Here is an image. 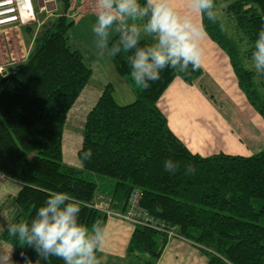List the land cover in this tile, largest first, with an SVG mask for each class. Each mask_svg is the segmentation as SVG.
I'll list each match as a JSON object with an SVG mask.
<instances>
[{
    "label": "trees",
    "instance_id": "16d2710c",
    "mask_svg": "<svg viewBox=\"0 0 264 264\" xmlns=\"http://www.w3.org/2000/svg\"><path fill=\"white\" fill-rule=\"evenodd\" d=\"M57 2L59 15L38 31L25 60L5 75L0 73V173L21 183L12 221L30 220L48 191L55 190L79 201L80 222L104 225L107 212L123 213L131 191L138 189L140 206L160 229L135 225L125 264H155L170 240L167 231L196 245L206 264H264V150L249 157L193 154L172 133L157 106L175 78L191 84L202 74L201 68L193 72L190 66L182 74L165 69L144 90L130 78L127 53L109 56L118 77L132 86L134 101L118 104L113 86L107 84L86 115L77 151L79 167L64 163L66 116L92 70L68 45L73 21L66 13L71 0ZM214 4L216 12L222 5L236 33L252 46L264 17V0ZM203 24L208 38L227 54L239 89L264 119V77L257 86L255 74L237 59L238 41L225 33L218 18L215 22L204 18ZM89 149L91 159L80 167L83 152ZM167 159L180 165L175 173L165 170ZM188 164L194 168L185 175ZM96 194L109 198L107 211L95 208ZM0 240L13 248L17 264H23L22 252L36 259L31 248L7 232ZM51 264L63 261L52 258Z\"/></svg>",
    "mask_w": 264,
    "mask_h": 264
},
{
    "label": "clouds",
    "instance_id": "9594fccd",
    "mask_svg": "<svg viewBox=\"0 0 264 264\" xmlns=\"http://www.w3.org/2000/svg\"><path fill=\"white\" fill-rule=\"evenodd\" d=\"M184 10L174 0H95V21L91 25L94 45L100 56L127 53L130 78L140 89L159 80L165 69L178 73L195 72L201 67L200 40L206 36L204 18L215 22L214 0H183ZM250 49V67L264 77V17L256 29ZM84 151L80 167L91 159ZM165 170L175 173L180 165L165 160ZM193 165L184 171L189 175ZM79 201L65 191L49 190L47 198L30 220L0 222V233L22 242L36 253L33 261L23 252V264H100L97 253L106 239V227L96 221L80 222ZM13 248L0 249V264H17Z\"/></svg>",
    "mask_w": 264,
    "mask_h": 264
},
{
    "label": "crops",
    "instance_id": "0c3cea01",
    "mask_svg": "<svg viewBox=\"0 0 264 264\" xmlns=\"http://www.w3.org/2000/svg\"><path fill=\"white\" fill-rule=\"evenodd\" d=\"M32 2L36 22L20 27H5L0 31V33H2L0 36L2 42V47L0 48L1 56L5 58L10 56L9 58L12 60H14V58L17 59L20 56V52L23 56L26 51L24 42L29 41L32 46L33 39L38 31L44 26H47L52 18L59 15L57 14V10L56 13L53 14L40 13L39 4L35 2V0H32ZM56 2L55 0V3H51L49 6L53 7V5H55L56 9H58V4H56ZM174 7L183 11V0H174ZM88 9L94 10L95 13V0H71L70 8L66 16L68 18L71 14L77 16L79 23L75 25L77 26L84 21L85 27L92 33L91 25L93 21L87 18ZM27 28L31 29L32 32L28 33ZM8 30H13L12 37L6 36L2 38V35H5V31ZM25 36L27 40H24ZM12 43H14L16 47V57L11 56ZM199 44L202 49L200 67L202 69V74L191 84H186L181 79L175 78L157 103L158 108L167 119L168 127L193 154H198L202 157L218 153L241 156L226 149L230 144L227 137L225 138L224 135L236 134L235 131H240L242 135L239 137L241 139H243V137L248 138L251 129L245 125L238 126L237 121L239 118L249 119V117H251L255 122L260 123L261 127L258 134H261L262 141H259L254 135L251 136V139L256 144L258 141L259 146L255 149L260 148L263 151L264 119L251 107L246 97L239 89L227 54L212 42L207 35L200 40ZM29 50L26 51V55H24L25 58ZM90 58V60L93 59V57ZM17 65L9 67L8 64L5 68V73L13 70ZM108 66V71L113 69L112 64ZM112 71H114V69ZM116 75L115 73V76ZM226 78L229 80L227 81ZM110 80L109 77L104 81L102 80L101 84L103 86L99 91V95L107 84L113 86ZM202 80L206 81V85L200 84ZM84 90L85 88L81 93H83ZM224 94L228 96L227 102L222 100ZM80 96L81 95H79V97ZM219 97L220 102H217L216 100ZM235 113L241 116L236 120V128L231 121ZM197 134L201 135L198 136ZM198 138H200V144L197 143ZM250 148L251 146L249 143V146L247 145L249 155L246 157L261 152L253 153L252 150L254 149L251 150ZM20 188L21 183L0 173V222L12 221L17 213L15 198ZM108 202L109 198L105 195L96 194L94 197L95 208L102 211H107ZM104 226L107 232L105 244L102 250L97 253L100 264H125L126 249L134 226L114 216H107ZM1 234L2 233H0V235ZM11 248L9 244L0 240V249ZM155 264H206V258L196 245L184 239L173 238L168 240Z\"/></svg>",
    "mask_w": 264,
    "mask_h": 264
},
{
    "label": "rangeland",
    "instance_id": "374dc122",
    "mask_svg": "<svg viewBox=\"0 0 264 264\" xmlns=\"http://www.w3.org/2000/svg\"><path fill=\"white\" fill-rule=\"evenodd\" d=\"M57 1V0H56ZM92 1V0H88ZM58 4L57 14L60 12V6ZM222 5L221 7L218 6L217 8V18L220 21L223 30L229 37H234L238 42L239 48H240V54H238L237 59L239 63H241L242 67L252 71L254 74L255 72L251 70L250 67V57L247 56V52L250 50L251 45L250 43L242 37L241 34L236 33L235 31V25L233 21L224 13ZM87 18H90L91 21H95V13L94 10L88 9L87 12ZM69 19L73 21V27L68 32V45L72 50L79 51L82 56L84 63L86 65H89L91 68L92 76L88 82V84L85 87V90L83 93H80V97L76 100V102L73 104V106L70 108V110L67 113L66 120L64 123V129H63V140H62V152H63V161L67 165L79 167V161L77 159V151L80 148L81 140H82V132H83V126L85 122V118L91 107L95 104L97 98L99 97V91L102 88V80L104 81L107 77L111 79L110 81L113 83V95L116 100V102L120 105H126L129 103H132L134 101V95L132 92V86L130 84L124 83L123 81H120V77L115 76V71L107 70L108 65L110 64V58L107 54L100 56L97 52V49L94 45V36L90 31L85 27L84 21L80 23L79 25H75L76 23H79V20H77V16H73L71 14L69 16ZM92 22V23H93ZM2 31V30H1ZM5 35H2V38L8 36L12 37L13 30L5 31ZM2 33H0L1 36ZM27 40V37L25 36V39ZM28 43V44H27ZM25 50L28 51L31 44L30 42H24ZM2 47V42L0 38V48ZM26 51L25 54L26 55ZM11 56L16 57V47L14 43L11 44ZM22 56L20 52V56L14 60L11 58L3 57L0 55V66L3 67L4 71L6 66L12 67L14 65L19 64L20 62L24 61L25 56ZM93 57L92 60H90ZM20 62H19V61ZM92 62V63H91ZM15 63V64H14ZM11 65V66H10ZM8 67V68H9ZM227 81L229 80L226 78ZM261 81L263 79L261 77H258L255 74L254 82L257 86L260 85ZM200 84L206 85V81L202 80ZM259 92L261 91L258 88ZM95 99V100H94ZM222 100L224 102H227L228 96L226 94L223 95ZM217 102H220V97L216 100ZM238 117H241L240 115L236 114L231 118V121L233 122L235 128H236V120ZM239 125H245L251 129V132L249 134L248 138L241 139L239 136L242 134L240 131H235L236 134H227L224 135V137L228 139L230 146L228 145L226 149H229V151L236 153L238 155L246 157L249 155V152L247 151V145L251 146V150L253 153H257L259 151H262L260 148L255 149L259 146L258 141L257 144L251 139V136H255L259 141H262L261 134H258L260 131V123L255 122L254 119H243L239 118L238 121ZM219 128V125H218ZM233 128V126H232ZM198 135V134H197ZM199 134L198 136H200ZM238 139V141H237ZM248 139V140H247ZM197 143L200 144V138L197 139ZM249 141V142H248ZM201 147V146H200ZM202 149V148H201ZM199 151V150H198ZM255 155V154H253Z\"/></svg>",
    "mask_w": 264,
    "mask_h": 264
},
{
    "label": "built area",
    "instance_id": "2783aa9c",
    "mask_svg": "<svg viewBox=\"0 0 264 264\" xmlns=\"http://www.w3.org/2000/svg\"><path fill=\"white\" fill-rule=\"evenodd\" d=\"M39 4V12L45 14L56 13V7L49 4L55 0H35ZM36 22L32 0H0V31L5 27L26 26ZM5 72L0 66V73ZM141 192L133 189L128 196L126 209L123 213L107 212L108 216H114L124 220L133 226L139 225L160 229L156 225L150 213L140 206ZM168 238L177 237L172 231H167Z\"/></svg>",
    "mask_w": 264,
    "mask_h": 264
},
{
    "label": "water",
    "instance_id": "95a60500",
    "mask_svg": "<svg viewBox=\"0 0 264 264\" xmlns=\"http://www.w3.org/2000/svg\"><path fill=\"white\" fill-rule=\"evenodd\" d=\"M2 75H5V72H3Z\"/></svg>",
    "mask_w": 264,
    "mask_h": 264
}]
</instances>
